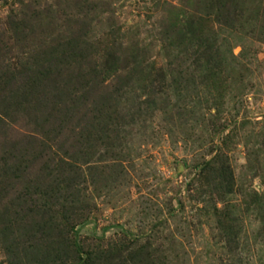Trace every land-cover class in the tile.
<instances>
[{
  "label": "trees",
  "instance_id": "16d2710c",
  "mask_svg": "<svg viewBox=\"0 0 264 264\" xmlns=\"http://www.w3.org/2000/svg\"><path fill=\"white\" fill-rule=\"evenodd\" d=\"M194 2L200 9H193L192 16L179 19L170 12L160 25L159 39L167 50L163 67L149 59L138 41L124 46L117 29L94 45L87 7L76 17L66 14L56 27L51 7L14 16L7 39L27 49L16 66L3 63L8 45L0 32V248L7 264H164L155 240L129 237L123 230L117 238L103 234L92 244L78 240L77 226L88 221L95 207L88 185L97 196L96 186L113 177L93 169L97 173L88 179L83 165L102 145L112 156L100 154L93 163L121 162L124 128L145 127L159 111L168 119L178 116L186 88L195 89L186 111L197 123L210 105L220 112L218 99L242 81L240 71L248 69L244 42L239 56L233 55L232 43L206 22L258 40L264 32L257 30V14L245 15L244 0ZM205 86L214 90L202 96ZM125 94L127 106L121 103ZM16 123L25 131L14 137ZM225 125L219 122L212 129ZM56 148H66L65 156ZM118 163L111 166L114 173L122 171ZM198 167L191 182L197 199L223 235L231 236L237 218L228 209L219 213L214 200L228 202L235 192L229 158L219 148L210 159L192 163Z\"/></svg>",
  "mask_w": 264,
  "mask_h": 264
},
{
  "label": "rangeland",
  "instance_id": "374dc122",
  "mask_svg": "<svg viewBox=\"0 0 264 264\" xmlns=\"http://www.w3.org/2000/svg\"><path fill=\"white\" fill-rule=\"evenodd\" d=\"M194 1L0 0V32H5L8 45L3 63L16 66L27 51L13 38L7 39L10 35L8 26L13 23L14 16L22 17L31 9L51 7L54 10L53 26L56 27L66 14L76 17L80 8L87 7L94 45L101 43V38L109 31L117 29L124 46L138 41L146 48L149 59L154 60L157 67H163L167 50L159 39L160 25L167 21L170 12L179 19L189 13L192 16L193 9H200ZM244 1L248 7L245 15L257 14V30L264 32V0ZM206 24L213 26L219 37L232 43V54L237 57L244 42V52L248 54V69L240 71L244 78L231 90L226 89L218 99L220 112L216 105H210L197 123V119H191L186 111L189 100L196 96L195 89L188 87L183 91L182 113L178 116L172 115L168 119V114L159 111L145 127L126 126L121 149L125 158L121 162L93 163L100 154L112 156L103 145L95 149L91 162L83 165L84 175L89 179L97 173L93 169H103L104 174L113 173V177L96 186L99 189L97 196L91 183L86 189L95 197V207L91 209L88 221L77 226V238L84 245L96 242L103 234L105 239L117 238L123 230L129 237L137 235L142 240H155L160 253L165 255L162 258L164 264H264V34L256 40L243 35L244 31L234 35L210 20ZM183 64L187 65L189 61L182 63V67L186 66ZM225 70L224 74H230L229 69ZM202 88V96L208 90H214L210 86ZM127 97L125 94L121 99L122 105L127 106ZM219 122L226 125L215 132L212 128ZM12 129L14 137L25 131L17 123ZM226 135L224 146L222 139ZM219 148L229 158L235 192L228 202L213 197L219 213L224 214L228 209L237 218L231 236L223 235L214 216L208 214L204 201L197 199L196 184H191L199 171V167L192 168V163L210 159ZM65 149L57 152L65 156ZM116 163L122 165V171L114 173L111 166ZM13 192L9 191L10 194ZM0 264H7L1 248Z\"/></svg>",
  "mask_w": 264,
  "mask_h": 264
}]
</instances>
